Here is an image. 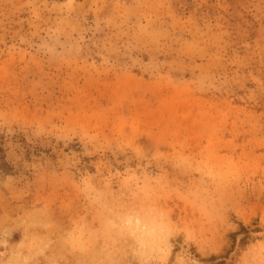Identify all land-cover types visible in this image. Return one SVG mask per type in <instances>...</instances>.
I'll list each match as a JSON object with an SVG mask.
<instances>
[{
	"label": "rangeland",
	"instance_id": "obj_1",
	"mask_svg": "<svg viewBox=\"0 0 264 264\" xmlns=\"http://www.w3.org/2000/svg\"><path fill=\"white\" fill-rule=\"evenodd\" d=\"M0 264H264V0H0Z\"/></svg>",
	"mask_w": 264,
	"mask_h": 264
}]
</instances>
